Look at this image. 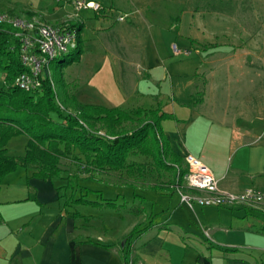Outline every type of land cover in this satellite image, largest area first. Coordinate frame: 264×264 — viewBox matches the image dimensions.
<instances>
[{
  "label": "crops",
  "instance_id": "0c3cea01",
  "mask_svg": "<svg viewBox=\"0 0 264 264\" xmlns=\"http://www.w3.org/2000/svg\"><path fill=\"white\" fill-rule=\"evenodd\" d=\"M129 1L135 5L134 0ZM121 3L112 0L108 7L103 4L107 10L95 16L98 23L91 38L83 33L86 22L81 14L77 21L69 19L59 24L74 22L81 26L83 53L73 70L71 94L82 104L125 110L160 107L176 118L162 122L164 136L175 154L184 161L188 156L198 158L213 172L222 190L240 193L248 188L264 189V100L253 96L255 99L250 98L244 110L235 113L230 104L223 106L218 96L211 98L207 91L198 101L194 93L198 74L206 63L197 18L190 16L194 21L191 28L185 16L176 17L178 24L170 29L148 23L151 35L147 40L142 35L145 29L141 32L139 26L124 23L128 16L124 21L110 16L120 12L116 8ZM174 28L178 29L176 34ZM103 35L119 46L124 44L125 55L119 57L114 45L98 44L96 39ZM129 35L133 36L131 45L125 43ZM175 46L190 54H175ZM71 65L65 70H72ZM26 169L35 172L32 167ZM26 177L17 189L5 190L9 176L1 184L0 264H128L125 253L129 246L127 258L135 264H255L257 260L250 249L242 251L247 246L242 243L243 234H258L253 229L255 224L233 221L234 216L241 220L255 211H264V204L229 208L232 216L226 210L213 214L205 208L214 207H189L178 191L162 193L139 185L143 191L157 193L158 199L153 201L154 206L147 207L152 200L138 193L143 199L134 196L131 205L127 199L121 201L118 191L120 185L129 184L111 182L114 176L105 174L87 180L98 188L85 186L101 191L104 198L117 199L115 207L67 206L71 190L59 189L63 184L53 188L49 181L33 178L31 173ZM81 177L88 179L89 175ZM75 193L80 196L86 190ZM89 194V199L100 200L97 194ZM174 195L178 200L173 203ZM157 206L162 210H156ZM236 211L246 214L233 216ZM191 218L201 225L204 234L200 237L192 232ZM139 224L141 228L149 227L126 241ZM258 249L264 252V247Z\"/></svg>",
  "mask_w": 264,
  "mask_h": 264
},
{
  "label": "rangeland",
  "instance_id": "374dc122",
  "mask_svg": "<svg viewBox=\"0 0 264 264\" xmlns=\"http://www.w3.org/2000/svg\"><path fill=\"white\" fill-rule=\"evenodd\" d=\"M97 1L103 2L107 7L112 2V0ZM121 2L120 7L116 8L120 12L116 11V13L110 16H113V18H117L120 15L128 16L124 23L126 25L139 26L141 32L145 29V34L142 33V35L147 40L150 39L151 35L148 32V23L167 25V29H170V27L173 28L178 24L175 21L176 17L185 16L186 20L189 21L188 27L191 28L194 21L190 19V16L197 18L199 23L197 28L202 40L201 45L205 47L203 52H205L204 60L206 63L205 67L198 74V84L194 93L196 98L199 99L198 101L203 99L207 91L211 98L218 96L223 106L224 104H230L232 111L235 113L244 110V105L250 103V98L253 99L256 96L260 101L264 100V0H134L135 5L129 0H121ZM67 4V0H0V14L7 13L14 16L27 17V14L31 13L33 17L42 22H47V24L49 22L55 26H60L59 24H62L65 20H72L74 18V9ZM80 14L86 22L83 32L85 37H93L91 31L95 29L98 23L95 17L97 14L90 10H82ZM72 21H76V19ZM177 30V28H174L173 33L176 34ZM81 33L80 31L79 34L81 35ZM131 37L133 36L129 35L128 41L125 43H130L131 45ZM96 40L98 44L114 45L119 57L125 55V45L119 46L118 42L110 40L109 36L103 35ZM136 42H138V39ZM75 52L72 51L70 54L60 55L56 61L50 64L52 77L55 76L58 82V91L62 90L61 87H63L65 82H67L66 85L70 93L74 90L73 70L77 68V62L72 63V70H65L63 64L71 61L75 56ZM57 62L61 63L57 64ZM77 83L80 82L76 81ZM136 127L137 123L125 125V128L128 130ZM28 141L29 138L26 135H16L9 140L7 148L12 155L23 156ZM129 161L143 163L146 167L152 169L151 160L148 157L140 155L131 156ZM182 166L185 168L187 164L185 163ZM62 167V175L45 179L35 176L31 169L19 166L16 170L5 176H9L5 190L17 189L22 180H26V174L28 173H31L33 178L44 182L49 181L48 185L53 186V188L56 185L63 184L64 186L59 189H63L64 191H70L72 188L79 189L80 184L90 186L91 188H98L97 185H94L95 183L87 181L90 180V177H87L88 179L81 177V174L90 175L91 173L83 171L79 165H74L71 159L63 160ZM72 174H77L78 177H72ZM94 175L103 176L105 173L95 172ZM122 175V177H118V175L113 174L114 179L111 182L121 184L132 182L137 187L120 185L118 191L123 196L121 197V201L124 203V200L127 199V204L132 205L134 193H139L152 200L150 202L151 205L148 204L147 207L154 206L155 203L153 201L155 202L159 195L154 191H143L139 185L144 182L151 184L168 183L172 179V174L166 170H154L148 172L146 177L137 179L127 178L124 173ZM82 180L84 181L82 182ZM55 190H58V188ZM177 200L178 196L174 195L172 202L174 203ZM138 201H140L139 198H137L136 204H138ZM166 204L167 202L163 207ZM82 209L85 208L82 207ZM157 209L162 210L158 206ZM205 210L213 214L226 210V213L232 216L230 214L232 211L229 208L214 207L205 208ZM236 213L237 216L242 215V217L246 214L243 211H236L233 216ZM165 216L167 215L162 214V217ZM234 219L233 223L241 222L244 224L247 220L255 224L253 229L258 234L247 237L243 234L242 243L246 242L245 245L247 246H245L246 248H242V251L245 252L246 249H250V253L254 255V259H257L255 264H264L262 261V259L264 260V252L258 249L264 247V211H255L241 218V220H237L238 218L234 216ZM141 221H143L142 218ZM191 221L193 224L192 232L199 237L203 235L204 233L201 225L198 224V220L194 218ZM226 221H230V219L227 218ZM125 224L126 222L123 225Z\"/></svg>",
  "mask_w": 264,
  "mask_h": 264
},
{
  "label": "trees",
  "instance_id": "16d2710c",
  "mask_svg": "<svg viewBox=\"0 0 264 264\" xmlns=\"http://www.w3.org/2000/svg\"><path fill=\"white\" fill-rule=\"evenodd\" d=\"M27 15L33 17L31 13ZM70 25L77 27L80 32L81 26L77 23L71 22ZM15 34L14 28L0 24V189L5 176L19 166L32 167L35 176L48 179L63 172L62 161L66 159H71L83 171L90 172L91 179L95 172L118 177L124 173L127 178L137 179L146 177L148 172L154 170H166L172 174L168 183L144 182L141 186L162 193L176 192V185L185 186L184 178L188 170L182 165L186 162L171 150L162 130V122L176 119L174 115L164 112L160 107L125 110L82 104L66 90L65 85L58 91L55 76L52 77L54 86L51 79L42 78V86L38 90L19 88L15 80L27 68L21 62L20 40ZM75 51V56L65 62L64 67L80 60L83 53L80 36ZM54 61L56 59L50 64ZM134 123H137L136 128H125L126 124ZM20 134L26 135L29 141L25 154L15 156L9 152L7 145L12 137ZM138 155L150 158L152 169L143 163L129 161L131 156ZM126 183L137 187L132 182ZM79 187L86 193L77 196L75 191L79 189L72 188L67 206L117 205V199L104 198L99 190L94 191L81 184ZM89 193L97 194L100 200L89 199ZM134 196L143 199L138 194ZM141 227L137 225L126 241L149 226ZM130 248L125 253L126 261L135 264L134 260L127 258L131 253Z\"/></svg>",
  "mask_w": 264,
  "mask_h": 264
},
{
  "label": "built area",
  "instance_id": "2783aa9c",
  "mask_svg": "<svg viewBox=\"0 0 264 264\" xmlns=\"http://www.w3.org/2000/svg\"><path fill=\"white\" fill-rule=\"evenodd\" d=\"M74 9V18L79 19L82 10H91L100 14L107 8L94 0H67ZM118 20L124 21L121 15ZM0 24H6L16 30V37L20 40V59L27 70L17 76L15 85L27 91L41 88L42 78L52 81L50 62L60 55L70 54L79 46V31L70 24L63 26L50 25L35 17H19L7 13L0 14ZM175 54H190L189 50L182 51L174 47ZM54 86V82L52 81ZM103 134L102 132H99ZM187 174L185 186L176 185L182 202L189 207H224L234 208L245 204H264V189L248 188L243 192L234 193L222 190L219 180L213 172L198 158L188 156L185 160ZM183 187L184 191H183ZM209 238L208 230H205ZM130 264H133L132 261Z\"/></svg>",
  "mask_w": 264,
  "mask_h": 264
}]
</instances>
